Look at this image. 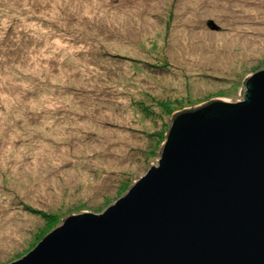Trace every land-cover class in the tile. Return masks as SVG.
Instances as JSON below:
<instances>
[{
    "label": "rangeland",
    "instance_id": "374dc122",
    "mask_svg": "<svg viewBox=\"0 0 264 264\" xmlns=\"http://www.w3.org/2000/svg\"><path fill=\"white\" fill-rule=\"evenodd\" d=\"M261 67L264 0H0V264L101 213L172 112L241 99Z\"/></svg>",
    "mask_w": 264,
    "mask_h": 264
},
{
    "label": "water",
    "instance_id": "95a60500",
    "mask_svg": "<svg viewBox=\"0 0 264 264\" xmlns=\"http://www.w3.org/2000/svg\"><path fill=\"white\" fill-rule=\"evenodd\" d=\"M243 85L172 112L156 165L8 264H264V67Z\"/></svg>",
    "mask_w": 264,
    "mask_h": 264
},
{
    "label": "trees",
    "instance_id": "16d2710c",
    "mask_svg": "<svg viewBox=\"0 0 264 264\" xmlns=\"http://www.w3.org/2000/svg\"><path fill=\"white\" fill-rule=\"evenodd\" d=\"M167 131H168V130H167ZM158 137H160V134H157L156 138H158ZM161 148H162V146H161ZM161 148H160V150H161Z\"/></svg>",
    "mask_w": 264,
    "mask_h": 264
}]
</instances>
